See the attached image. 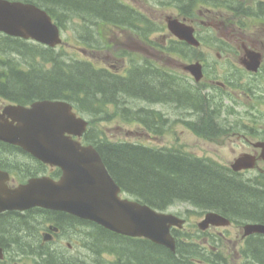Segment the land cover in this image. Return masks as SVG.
<instances>
[{"label":"trees","instance_id":"1","mask_svg":"<svg viewBox=\"0 0 264 264\" xmlns=\"http://www.w3.org/2000/svg\"><path fill=\"white\" fill-rule=\"evenodd\" d=\"M35 1L44 4L48 12L58 10L67 17L69 13V18L80 16L83 21L86 17H98L115 24H123L124 18L128 23L133 20V12L114 0ZM57 14L59 21L62 16ZM143 23L150 24L146 19ZM5 53L16 54L31 64L35 58L42 59V68L24 69L9 59L0 58V97L14 103L65 100L77 110L95 115L103 113L107 104H116L120 95L150 103L175 95L168 77L146 66L139 73L133 70L129 78L114 77L103 70H95L88 62H66L51 49L36 48L22 40L1 36L0 54ZM143 112L124 110L128 119L137 120ZM85 140L97 149L115 182L153 209L165 210L180 201L227 217L248 219L245 215L248 213L264 216V197L250 193L255 179H251V183L242 180L222 167L186 156L178 150L109 142L93 128L88 130ZM123 250L128 264L132 260L137 264H193L190 258L198 254L195 246L179 245L175 254L145 240H129Z\"/></svg>","mask_w":264,"mask_h":264},{"label":"rangeland","instance_id":"2","mask_svg":"<svg viewBox=\"0 0 264 264\" xmlns=\"http://www.w3.org/2000/svg\"><path fill=\"white\" fill-rule=\"evenodd\" d=\"M121 1L148 18L155 27L154 30H145L144 26L139 23L138 28L136 27L138 31L127 27L123 31H119L111 26L110 28L106 25L102 26L101 21L97 22L98 20L93 17L83 18L85 20L83 21L80 16L69 18V13H67V17L60 11L53 10L62 16L59 17L62 26L60 31L62 44L54 49V53L62 55L63 61L90 62L97 68L108 69L114 75H124L126 69L128 70L134 64L146 63L152 65L166 74L173 75L179 84H186L193 95L197 93L205 95L209 104L214 106L216 110L214 121L232 122L236 126L238 125L235 123L242 121L247 123L256 121L264 127V77L258 80L248 77L229 78L232 82L231 92H229L231 97L229 98L226 95H219V90H216V87L212 89L214 86L210 85L208 81L194 83L193 79L182 69L184 64L201 60L208 63V68L211 67L213 75L211 77L215 80H224L228 72L221 71L225 69V66L221 65L223 61L219 59L236 60L237 57V42L231 32L227 34L222 31L224 28L222 26H218L213 30H204L201 27V15H199V10H202V8L198 6L191 18L195 19L194 23H188V25H199L202 44L197 48H183L181 54L171 53L169 47L174 46L176 40L167 31L165 19L168 16L179 19L178 15L180 14L176 9L178 3L175 2L172 5L170 2L174 0H155L157 3L153 0ZM161 1H164V3ZM229 29L235 32L246 29L247 32L251 31L257 40L264 43V31L255 32L249 23H244L242 29L238 27H229ZM262 52L264 53V48ZM1 57L3 61L7 59L13 61L20 68L27 69L33 66L42 68L41 58H35L34 63L31 64L30 61H26L13 53L0 54ZM46 66L44 67L45 70L48 68V64ZM230 68L234 71V74L243 75L236 67ZM261 74L264 73L261 72ZM174 89L172 91L175 92V95L171 97L172 99L182 102L187 101L184 95L177 93ZM4 102L6 101L0 100V103L6 105L7 103ZM93 107H95V104H93ZM104 109L103 113H95V115L80 114L89 122L90 127L96 130L98 134L101 133L107 140L140 142L153 148H176L198 157L207 155L210 158L209 161L225 168L229 167L238 156L249 148L242 145L238 139L237 131H243V127H238V129L222 128L221 135L215 139H205L206 137L195 134L185 120H191V123L195 120L199 121L201 114L195 112L196 115L190 119L187 114L189 110L173 102L150 105L148 101L120 95L116 100V104H107ZM124 110H128L129 113L138 110H140V113L145 111L142 116L148 120L151 118L147 116L146 110L158 112L163 120L161 132L158 135L147 133L144 125L140 124L142 122L136 118L128 119ZM157 116L155 113V117ZM148 124L155 126L152 121H148ZM158 126L160 125L157 124ZM246 175L248 176L244 174L243 177L251 178L255 174L248 173ZM168 211L186 216L189 220L184 226V232L193 233L197 237L200 231L197 223L202 220L205 214L204 211L195 209L186 203L171 206ZM228 230L233 235L238 233L234 227H228ZM200 232L202 233V231ZM196 242L199 243L198 240ZM88 243L90 241L86 234L79 241H72V253H69L68 256H87L88 247L86 245ZM62 249H65V243H63ZM226 254L228 262H225V264H233L234 252L226 251ZM204 256H198L197 259L203 260ZM133 262L132 260L131 264Z\"/></svg>","mask_w":264,"mask_h":264},{"label":"flooded vegetation","instance_id":"3","mask_svg":"<svg viewBox=\"0 0 264 264\" xmlns=\"http://www.w3.org/2000/svg\"><path fill=\"white\" fill-rule=\"evenodd\" d=\"M175 2L178 3L176 9L180 14L178 15L180 20L187 24L194 23L195 19L191 18L199 6L202 8V10H199V15H201V27L204 30H213L218 26H222L224 27L222 31L227 34L231 32L237 42L236 60L219 59L223 61L221 65L225 66V69L221 71L228 72L224 80H215L211 77L213 75L211 67L208 68V63L201 60L194 61L200 65L202 71L201 81H208L210 85L214 86L212 89L216 87V90H219V95H226L230 98L231 94L229 92H231L232 82L229 78L248 77L258 80L264 77V74H261V72L264 73V53L262 52L264 43L257 40L251 31L247 32L245 29L241 32H235L229 29V27L242 29L244 23H249L255 32L264 31V0H199L196 4L185 0H174L170 3L174 5ZM239 18L242 19L238 20ZM124 21H127L126 18H124ZM191 27L194 30L195 37L201 42L199 25ZM123 30L124 28L119 29V31ZM255 55L259 56V65L256 71H252L249 70L247 65L251 62L250 58ZM230 67H236L243 75L234 74ZM180 94L184 95L187 101L178 102L169 96V102L187 108L189 110L187 112L188 118L190 119L196 115L195 112L202 114L200 118L208 117L204 112L211 111L214 108L209 104L205 95L199 93L193 95L190 93L189 87L187 91ZM0 100L7 103L6 105L0 103V113H3L6 106L18 104L9 102L2 97H0ZM32 102H24L20 105L28 107ZM169 102H161L156 105L168 104ZM213 112H216V110L214 109ZM156 114L158 116L155 117V127H157V124L161 125L158 121L159 113L156 112ZM185 122L187 125L194 123L196 126L199 125L204 128L205 130L200 135L206 137L205 139L219 137L222 128L238 129V127H243V131H237L238 139L242 145L249 148L242 154L253 156L256 162L253 169L242 170L238 173H254L257 176H264V160L260 158L261 148L257 146L259 143L264 142V127L260 123L242 121L235 123L238 125L236 126L227 121H194L191 123L190 120H185ZM200 158H208V156L202 155ZM0 171L7 173L6 185L9 188H15L29 180L38 178L58 181L61 176V171L56 166L41 162L21 148L3 141H0ZM250 193L264 197V187L252 186ZM174 214L183 218L185 225L188 223L189 219L186 216L178 213ZM245 215L252 221V224L264 226V216L255 217L250 213ZM215 222L222 223V221ZM228 227H234L238 233L233 235L232 232H229ZM173 230L176 229L173 228ZM84 234L89 237L90 241L86 245L88 247L87 256H68L69 253H72V241H79L84 237ZM113 236L117 237L98 225L84 220L81 221L78 217L62 211L39 207L24 211H4L0 212V264H127L126 252L122 246L112 244L111 238ZM179 238L181 246H188L190 245L189 242H195L193 246L198 247L207 256L210 254V260L215 255L214 259L217 264L228 262L226 251L234 252L233 264H264V259L260 258V255L264 256V233L245 235L242 228L240 229L234 220H230V223L225 226H207L202 233H198L197 237L193 233L184 232ZM123 240H126L125 237ZM123 240L120 236V241ZM195 240H198L199 243ZM63 243H65L64 250L62 249ZM116 248L121 252L119 255L112 252ZM204 263V259L193 260V264ZM206 263H209V260Z\"/></svg>","mask_w":264,"mask_h":264},{"label":"water","instance_id":"4","mask_svg":"<svg viewBox=\"0 0 264 264\" xmlns=\"http://www.w3.org/2000/svg\"><path fill=\"white\" fill-rule=\"evenodd\" d=\"M167 26L178 38L191 44L195 42L192 29L177 20L168 19ZM0 32L32 39L49 47L60 43L58 28L45 11L32 4L0 0ZM258 64V61H252L248 68L255 71ZM191 70L198 79V68L195 66ZM3 114L0 115V141L18 146L36 159L59 167L62 175L58 182L39 178L9 189L5 184L7 174L0 172V212L36 206L64 211L115 233L144 237L174 250L169 229L173 225L181 227L182 220L119 199V188L107 173L97 151L73 139V136H82L87 122L72 112L70 104L39 101L29 108L7 106ZM260 146L264 154V143ZM253 164L252 157L244 155L232 168L237 171L251 168ZM217 218L213 214L207 215L200 226ZM246 229L247 232H264L263 227L247 226Z\"/></svg>","mask_w":264,"mask_h":264}]
</instances>
